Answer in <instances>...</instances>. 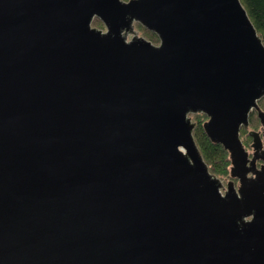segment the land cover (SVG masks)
<instances>
[{
    "label": "water",
    "instance_id": "water-1",
    "mask_svg": "<svg viewBox=\"0 0 264 264\" xmlns=\"http://www.w3.org/2000/svg\"><path fill=\"white\" fill-rule=\"evenodd\" d=\"M263 98L241 0H0V264H264Z\"/></svg>",
    "mask_w": 264,
    "mask_h": 264
},
{
    "label": "trees",
    "instance_id": "trees-1",
    "mask_svg": "<svg viewBox=\"0 0 264 264\" xmlns=\"http://www.w3.org/2000/svg\"><path fill=\"white\" fill-rule=\"evenodd\" d=\"M129 2L130 0H123ZM242 5L246 9L250 20L255 26L258 35L264 44V0H241ZM93 27L98 29H105L104 24L95 19ZM135 29L139 32L141 37L146 38L154 44H160L159 37L147 30L140 24H135ZM261 116H264V98L259 101L258 109L254 110L250 115L249 129L242 128L241 140L244 148L247 150L251 143L252 138L249 135L250 131H259L263 128ZM192 121L196 124L193 135L199 150L209 166L211 173L222 181L231 180L232 172V155L231 152L226 150L221 143L212 141L205 131V123L209 118L205 115H191Z\"/></svg>",
    "mask_w": 264,
    "mask_h": 264
},
{
    "label": "flooded vegetation",
    "instance_id": "flooded-vegetation-1",
    "mask_svg": "<svg viewBox=\"0 0 264 264\" xmlns=\"http://www.w3.org/2000/svg\"><path fill=\"white\" fill-rule=\"evenodd\" d=\"M157 45H159V44H157ZM250 132H253V130L250 131ZM255 132L260 133L261 138H262V143L258 142L256 144V146H254L253 145V143H254L253 138L250 136L252 138V143H251L250 147L246 150L247 153L249 154L250 159H253L254 157H258L260 155V153L264 150V126H263V128L261 130L255 131ZM262 165H263V162L261 160H258L257 161V169L260 170ZM226 184L227 183H225V185ZM236 185H237V187H239V182L238 181H236Z\"/></svg>",
    "mask_w": 264,
    "mask_h": 264
},
{
    "label": "rangeland",
    "instance_id": "rangeland-1",
    "mask_svg": "<svg viewBox=\"0 0 264 264\" xmlns=\"http://www.w3.org/2000/svg\"><path fill=\"white\" fill-rule=\"evenodd\" d=\"M156 45V44H155ZM230 180H228V181H223L224 183H228Z\"/></svg>",
    "mask_w": 264,
    "mask_h": 264
}]
</instances>
